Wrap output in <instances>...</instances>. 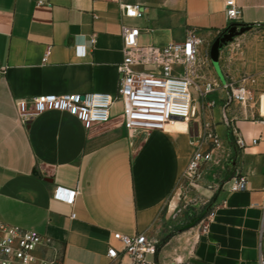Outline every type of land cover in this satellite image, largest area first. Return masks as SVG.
Instances as JSON below:
<instances>
[{
    "label": "crops",
    "instance_id": "obj_1",
    "mask_svg": "<svg viewBox=\"0 0 264 264\" xmlns=\"http://www.w3.org/2000/svg\"><path fill=\"white\" fill-rule=\"evenodd\" d=\"M226 0H0V221L39 232V258L60 264H130L107 256L120 247L115 232L145 233L157 242L158 264H259L264 240V0H235L243 32L219 50V64L234 78L254 74V102H226L212 92L207 120L221 139L210 178L199 186L211 207L201 223L177 229L174 190L194 148L203 117L165 130L125 128L122 103L110 120L85 128L68 111L48 110L27 122L16 100L40 94L114 93L122 59L121 26L139 28L140 44L180 42L193 30L202 56L227 27ZM143 8L126 17L120 4ZM93 38V43L90 39ZM196 110L197 105L194 103ZM203 102L201 100V107ZM217 115H216V114ZM215 114L216 116H214ZM235 123L247 140L238 149ZM204 164L202 168L206 165ZM245 174L246 188L232 191ZM77 190L72 204L66 192ZM74 214V217L71 216Z\"/></svg>",
    "mask_w": 264,
    "mask_h": 264
},
{
    "label": "built area",
    "instance_id": "obj_2",
    "mask_svg": "<svg viewBox=\"0 0 264 264\" xmlns=\"http://www.w3.org/2000/svg\"><path fill=\"white\" fill-rule=\"evenodd\" d=\"M120 6L126 17H140L143 14V8L139 4L121 3ZM225 14L228 24L218 36L228 33L231 27L238 31L246 26L239 21L240 8L235 0L225 1ZM139 32L136 26H121L122 59L117 66L119 78L114 93L89 91L20 98L16 100L19 119L27 122L48 110L68 111L85 128H90L107 123L111 118V106L115 101H120L123 125L131 133L136 129L165 130L176 120L189 122L196 111L193 91L200 96L206 108L214 105L207 98L212 92H224L226 102H254L252 85L255 75L242 74L239 78H234L220 66L219 56L217 64L211 60L209 53L202 56L199 51L201 39L193 30L188 32L183 41L165 45L140 44ZM90 43H93V38ZM259 117V123L264 125V115L259 114ZM228 129L238 149L243 150L250 144L258 143V137L247 140L235 123L230 122ZM220 147L221 139L213 123L203 118L194 140L192 154L180 177L193 182L199 176L202 166L211 161L213 150ZM246 183L245 174L240 173L233 178L230 189H245ZM63 192H66V197L62 200L72 204L77 190L58 187L54 196L59 198ZM71 216L74 217V214ZM258 233L260 240H264V218ZM113 238L119 242L120 247L110 244L107 248L109 258L115 259L122 255L129 257L130 264H158L156 260L148 258L149 255L157 253V242L148 238L145 233L127 235L115 232ZM42 241V235L35 230L0 221V264H60L57 257L45 259L36 256L35 250ZM259 264H264V257L261 255Z\"/></svg>",
    "mask_w": 264,
    "mask_h": 264
},
{
    "label": "rangeland",
    "instance_id": "obj_3",
    "mask_svg": "<svg viewBox=\"0 0 264 264\" xmlns=\"http://www.w3.org/2000/svg\"><path fill=\"white\" fill-rule=\"evenodd\" d=\"M193 98L198 109L195 111L194 117L188 122L191 126L201 116L205 119L208 118L207 108L205 105L201 107V98L195 91H193ZM215 114L213 115L216 116L217 114ZM213 170L209 164H206L193 182L179 177L178 186L174 190L177 200L174 204V215L178 222L177 229L192 227L201 223L205 218L211 203L199 186L207 188L210 185H214L210 179L213 175Z\"/></svg>",
    "mask_w": 264,
    "mask_h": 264
},
{
    "label": "water",
    "instance_id": "obj_4",
    "mask_svg": "<svg viewBox=\"0 0 264 264\" xmlns=\"http://www.w3.org/2000/svg\"><path fill=\"white\" fill-rule=\"evenodd\" d=\"M245 28L246 26H243L238 31H234L235 27H231L228 33H224L222 36H218L214 40V42L210 47V52H209L211 60L214 62V64H217L218 52L219 49L222 47V45L226 44L228 41H231L235 35L243 32Z\"/></svg>",
    "mask_w": 264,
    "mask_h": 264
},
{
    "label": "bare ground",
    "instance_id": "obj_5",
    "mask_svg": "<svg viewBox=\"0 0 264 264\" xmlns=\"http://www.w3.org/2000/svg\"><path fill=\"white\" fill-rule=\"evenodd\" d=\"M179 121H185V120H176L173 123L169 124L167 127L168 128L174 127Z\"/></svg>",
    "mask_w": 264,
    "mask_h": 264
}]
</instances>
